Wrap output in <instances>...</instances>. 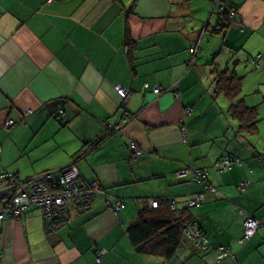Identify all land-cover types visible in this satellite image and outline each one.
<instances>
[{
    "label": "crops",
    "instance_id": "1",
    "mask_svg": "<svg viewBox=\"0 0 264 264\" xmlns=\"http://www.w3.org/2000/svg\"><path fill=\"white\" fill-rule=\"evenodd\" d=\"M222 3L235 15L219 27ZM241 62L264 64V0H0V174L27 179L69 165L84 150L73 162L104 191L87 212H72L50 233L31 205L21 217L0 221V264H264V127L235 133L231 99L215 88L217 72L227 66L228 75L236 74ZM252 74L234 100L264 110V77ZM120 87L128 91L124 100ZM187 105L191 115L180 124ZM123 112L130 118L118 132L92 145ZM8 119L14 124L5 128ZM227 155L229 167L216 169ZM183 169L204 170L205 180L177 177ZM201 191L200 206L188 210L206 252L185 238L170 259L132 247L127 229L147 198H171L182 209ZM118 199L125 207L116 213ZM247 213L262 226L240 246ZM220 245L235 259L218 261Z\"/></svg>",
    "mask_w": 264,
    "mask_h": 264
},
{
    "label": "built area",
    "instance_id": "2",
    "mask_svg": "<svg viewBox=\"0 0 264 264\" xmlns=\"http://www.w3.org/2000/svg\"><path fill=\"white\" fill-rule=\"evenodd\" d=\"M217 12L225 19L231 20L234 16V10L225 4H220ZM196 51V46L190 47L189 52ZM258 54L256 58H260ZM255 58V59H256ZM153 93L161 94L160 87L152 88ZM117 94L121 100H124L128 91L124 88H118ZM191 113V108L185 106L183 115L180 120L182 122L186 116ZM63 116V115H62ZM130 117L126 112L122 113L119 123L114 125L109 124L102 131L103 134L109 135L127 122ZM8 127L13 125V120L6 123ZM182 135L185 134V127L180 126ZM129 148L132 150L134 157L141 154L140 149L135 143H130ZM232 160L231 155L224 156L221 160L215 163L218 170H224L229 167ZM190 176V181L202 182L205 180V171L199 169H183L176 172V176ZM0 178L4 183L0 185V220L4 218L17 219L28 206H34L40 210L42 215L44 229L50 233L54 231L59 223L69 219L72 212L83 213L91 208V204L99 193L102 192L101 185L97 180L86 181L80 175L75 166H69L55 171H44L27 179H19L16 175L2 171ZM246 183H240L239 189L242 191ZM208 191H215L210 185H205ZM193 199L188 201L189 206L198 205L202 198V194H195ZM155 200H151L150 206L156 207ZM122 205L116 201L113 206V211L116 212ZM242 233L239 242H246L253 233L260 227V221L249 214H245L242 223ZM184 235L194 242L197 248L207 249L205 238L200 234L195 227L188 226L184 231ZM102 252H98V259ZM233 257V255L223 246L217 248V259L224 257Z\"/></svg>",
    "mask_w": 264,
    "mask_h": 264
},
{
    "label": "trees",
    "instance_id": "3",
    "mask_svg": "<svg viewBox=\"0 0 264 264\" xmlns=\"http://www.w3.org/2000/svg\"><path fill=\"white\" fill-rule=\"evenodd\" d=\"M216 13L218 14V17H219L218 26L224 27L226 25V23L224 22V18L222 16H220V14L218 12H216ZM125 32H126L125 33L126 34L125 35V45L128 48L127 50L129 52V50L131 48V41L129 40V36L127 35V29H125ZM228 71L229 70L226 66L223 69H221V71L217 72L216 82H215L216 92L221 93L227 99H231V103L227 107V112L231 116V118H233L237 122L235 133L241 132V133H246L249 135H254L257 132V122L259 120V118L257 117V108L255 106H246V105L242 104L241 100H236V101L234 100L235 98L233 95L236 94V92L240 89L239 86L241 85L242 77L236 75L234 72H232V74L228 75V73H227ZM162 91L163 90L161 89V92ZM175 93H176V96L180 95L179 91H176ZM187 107H190V106L187 105ZM191 112H192V109H191ZM61 113L62 112L59 113L60 114L59 117H60V120L62 121L61 118L63 116L61 115ZM130 114H132V113H130ZM190 115H191V113H190ZM128 116L130 117V115H128ZM187 117L188 116H186L185 118H187ZM181 118H180V120H181ZM185 118L182 122H180V124L185 123ZM13 124H14V121H13ZM112 125H114V124H112ZM118 130L109 134L108 136L103 134V132H101L100 137H98L97 139L92 141V145H95V144L97 145L103 139H105V138L111 136L112 134L118 132ZM185 135H186V128H185V134L182 135V142L185 145H187L189 143L188 142V136L187 135L185 136ZM83 151L84 150L76 151L72 156L73 161L82 157ZM139 156H137V158ZM222 158L223 157H221L217 161L221 160ZM73 161L70 164L75 165V162H73ZM65 167H63V168H65ZM214 167H215V164H214ZM46 171H55V170H46ZM10 173H12V172H10ZM12 174H14V173H12ZM14 175H16V174H14ZM86 181H91V180H86ZM213 189H215V188H213ZM101 190H102V187H101ZM205 190L208 191L206 188H205ZM102 192H104V191L102 190ZM208 192H213V191H208ZM214 193H215V191H214ZM199 194H202V198L199 201L198 205L189 206L188 201H190V199L187 198L185 201L186 207L184 206V208H182V209H178L176 206L175 200L171 199V198H167V199L157 198V197H154L153 199H152V197L147 198L146 206L140 208L136 212L134 220L130 223V225L128 226V229H127V237L129 239V242L132 245V247L138 253H141L143 255L160 256L164 259H170L174 255L177 248L181 245V243L183 242V240L185 238L191 242L194 249L206 252L208 250L206 238L203 235V233L201 232V229L198 227L197 223L193 221L192 216L190 215L189 210H188L189 208L200 206L201 201L203 200V197H204V192H200ZM193 198H191V199H193ZM151 200H157L158 203L157 202L156 203L158 205H156V207H151L150 206ZM116 201H119V203L122 205L120 207L121 209L119 208L116 211V213H118L120 210H122L125 207V205L122 202V200H120V199H118ZM247 214H249V213H247ZM249 215H251V214H249ZM251 216H253V215H251ZM244 218H245V216H244ZM254 218H256V217H254ZM2 220H0V221H2ZM242 223H243V221H242ZM260 224H261V222H260ZM188 226L195 227V229L200 234L203 235V237L205 238V245L207 247L206 250L202 249V248H197L194 245V242L184 235V231L186 230V228ZM261 226H262V224L260 225V227ZM241 233H242V230H241ZM240 237H241V235H240ZM239 238H238V240H239ZM218 247L219 246H217L215 248L216 258H217V248ZM223 247L229 251V249L227 247H225V246H223ZM231 254L233 255V257H230V258L235 259L234 254L233 253H231ZM227 257H229V256H227ZM224 258H226V257H224ZM224 258H222V259H224ZM222 259H219V260H222Z\"/></svg>",
    "mask_w": 264,
    "mask_h": 264
},
{
    "label": "rangeland",
    "instance_id": "4",
    "mask_svg": "<svg viewBox=\"0 0 264 264\" xmlns=\"http://www.w3.org/2000/svg\"><path fill=\"white\" fill-rule=\"evenodd\" d=\"M246 66H247V68H246ZM247 70V72H248V74L246 75V76H244L243 77V79L244 78H246V79H249L250 77H253V74L252 73H257V74H255V76L257 77V79L258 78H263L264 77V64L263 65H260L258 68H253L252 66H248L245 62H241L239 65H238V67H237V69H236V74L237 75H239V76H241L245 71ZM249 77V78H248ZM242 79V80H243ZM252 83H254V81L253 82H246V88L248 89L247 91H251L252 90V88L250 89V85L252 84ZM252 92V91H251ZM251 92H249V93H247V96H246V100L249 102V100H250V94H251ZM219 100H218V102L219 103H221L222 104V106H224V107H226V105H227V101L225 100V99H223V98H218ZM260 100H261V98H260ZM247 101H244V102H247ZM252 104H257L255 101H253V103ZM262 104V102H260L259 103V107H260V105ZM32 113V109H27L26 111H25V113H24V116L26 117L27 115H30ZM257 117L259 118V120H258V122H257V124L259 125V124H261L263 127H264V110L262 109V108H257ZM12 121V119H8V120H6L7 122L8 121ZM4 122V127L5 128H10V127H8L7 125H6V123L7 122ZM75 166L74 164H69V165H67L66 166V168L67 167H69V166ZM76 167V166H75ZM77 168V167H76ZM243 226V225H242ZM258 230V229H257ZM256 230V231H257ZM255 231V232H256ZM254 235V234H253ZM252 235V236H253ZM251 236V237H252ZM250 237V238H251ZM237 243L240 245V246H242V245H244L246 242H243V243H241V242H239V241H237Z\"/></svg>",
    "mask_w": 264,
    "mask_h": 264
},
{
    "label": "clouds",
    "instance_id": "5",
    "mask_svg": "<svg viewBox=\"0 0 264 264\" xmlns=\"http://www.w3.org/2000/svg\"><path fill=\"white\" fill-rule=\"evenodd\" d=\"M222 4H223V3H222ZM226 6H227V5H226ZM228 7H229V6H228ZM217 8H218V7H217ZM217 8H216V11H217ZM230 8H232V7H230ZM232 9H233V8H232ZM233 10H234V9H233ZM234 12H235V10H234ZM234 15H235V13H234ZM220 16H221V15H220ZM233 18H234V16H233ZM233 18H232V19H233ZM232 19H231V20H225V19H224V22H225V23L230 22V21H232ZM260 55H261V54H260ZM61 115H63V114L61 113Z\"/></svg>",
    "mask_w": 264,
    "mask_h": 264
},
{
    "label": "bare ground",
    "instance_id": "6",
    "mask_svg": "<svg viewBox=\"0 0 264 264\" xmlns=\"http://www.w3.org/2000/svg\"><path fill=\"white\" fill-rule=\"evenodd\" d=\"M11 121V120H10ZM7 122V121H6ZM186 136V135H185ZM230 164V163H229ZM183 177V176H182ZM239 187V186H238ZM202 192V191H201ZM188 197V196H187ZM191 197V196H190ZM154 197H152V199H153ZM157 203H158V201L157 200H155ZM158 205V204H157ZM121 209V208H120ZM40 211V210H39ZM87 212V211H86Z\"/></svg>",
    "mask_w": 264,
    "mask_h": 264
}]
</instances>
